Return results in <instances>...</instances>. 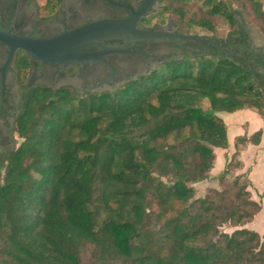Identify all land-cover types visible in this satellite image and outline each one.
Masks as SVG:
<instances>
[{
    "label": "trees",
    "instance_id": "trees-1",
    "mask_svg": "<svg viewBox=\"0 0 264 264\" xmlns=\"http://www.w3.org/2000/svg\"><path fill=\"white\" fill-rule=\"evenodd\" d=\"M230 1L233 11L227 0H164V13L182 35L211 31L254 72L189 42L194 51L112 90L24 95L21 143L0 154V264H264V233L247 228L262 205L248 172L237 173L261 132L237 138L218 188L199 196L195 186L211 180L215 150L229 147L221 114L254 108L264 117V52L248 32L255 25L264 35V0ZM219 17L229 26L223 38ZM30 60L19 50L14 64L24 71Z\"/></svg>",
    "mask_w": 264,
    "mask_h": 264
},
{
    "label": "flooded vegetation",
    "instance_id": "flooded-vegetation-1",
    "mask_svg": "<svg viewBox=\"0 0 264 264\" xmlns=\"http://www.w3.org/2000/svg\"><path fill=\"white\" fill-rule=\"evenodd\" d=\"M145 0H0V21L3 27L10 25L11 32L32 38H50L64 32L73 31L88 23L104 19H125L137 11ZM164 0H158L149 9V14L141 18L137 29L140 31L170 32L180 34L173 26L167 29L170 21L163 23L157 13L164 9ZM210 41L211 39L208 38ZM176 41V42H175ZM193 41L164 39L154 42L134 43L130 41L105 42L107 45L143 46L132 53L107 56L119 75L113 82L126 77V71L147 66L151 61L175 57V50L192 52ZM96 48L87 49L94 52ZM143 51V52H142ZM8 48L0 43V154L14 148L18 136L15 132V121L22 107L24 95L37 87H73L83 93L100 91L97 87L104 85L110 77L105 66L98 62H85L63 67L57 64H46L40 67L39 61L30 60L29 66L22 71L17 69L14 59L9 68L2 72L8 59ZM16 55V54H15ZM27 73V74H26ZM24 75L26 76L25 81ZM78 82L83 90L77 89ZM89 89V87H93ZM96 88V89H95Z\"/></svg>",
    "mask_w": 264,
    "mask_h": 264
},
{
    "label": "water",
    "instance_id": "water-1",
    "mask_svg": "<svg viewBox=\"0 0 264 264\" xmlns=\"http://www.w3.org/2000/svg\"><path fill=\"white\" fill-rule=\"evenodd\" d=\"M158 0H145L137 11L125 19H104L88 23L70 32H64L60 35L50 38H32L22 36L11 32L10 25L3 27L0 21V43L4 44L9 55L2 72L9 68L15 54L23 50L31 60L39 61L40 67L46 64H57L63 67L72 64H83L85 62H98L105 66L110 73V77L104 81L106 84H112L115 75H119L115 67L107 60V56L121 55L132 53L133 49L143 46L132 45H107L105 42L111 41H130L134 43L154 42L158 40H184L193 41L213 46L225 52L231 58L247 64L252 72L253 67L247 60H244L227 50L210 41L208 38L199 35H180L171 34L170 32L157 31H140L137 29L138 22L141 18L149 14V9L157 3ZM230 10L234 7L230 0H227ZM238 22L240 17H236ZM167 29L173 30V22L170 21ZM176 42V41H175ZM96 48L94 52H86L87 49ZM254 49V46L252 47ZM143 52V51H142ZM262 86V84H261ZM263 92L264 88L262 86Z\"/></svg>",
    "mask_w": 264,
    "mask_h": 264
},
{
    "label": "crops",
    "instance_id": "crops-1",
    "mask_svg": "<svg viewBox=\"0 0 264 264\" xmlns=\"http://www.w3.org/2000/svg\"><path fill=\"white\" fill-rule=\"evenodd\" d=\"M254 29L256 31L252 30L251 28L252 31L250 35L252 43H254V49L260 48L264 52V35L260 34L256 27ZM221 117L226 122L228 128L229 147L226 149H216L215 153L218 164L216 166L215 159V165L211 171V188H218V180L214 178H216L225 169L232 155L235 153V143L237 142V138L243 136L250 138L258 132H261L260 142L258 144L249 142L243 147L239 156V159L243 163V168L238 170L237 173L242 174L248 172L247 177L251 181V187L253 182L252 177L258 178L260 182L264 184V117L261 116L259 111L254 108H245L231 114L224 113L221 114ZM259 163L260 167L258 168ZM205 183H208V181L198 183L195 186L198 188ZM251 187L250 191L252 194V199L261 204L260 197L257 195L259 194L260 196L264 197V191L262 193L255 192L251 189ZM252 223L248 225V228L251 230H253L251 226L254 224ZM256 229L259 230L258 233H264V219L263 221H259V224L256 225Z\"/></svg>",
    "mask_w": 264,
    "mask_h": 264
},
{
    "label": "rangeland",
    "instance_id": "rangeland-1",
    "mask_svg": "<svg viewBox=\"0 0 264 264\" xmlns=\"http://www.w3.org/2000/svg\"><path fill=\"white\" fill-rule=\"evenodd\" d=\"M199 4V3H198ZM157 16L159 17H162L164 21H167L169 19V13L166 12L164 13V9L159 11L157 13ZM218 27H217V35L220 37V38H223L225 36V34H227L228 30H229V26H228V23L225 19L219 17L218 18ZM239 23H242V20L239 22ZM255 25H251L248 30V32H250V35H251V31L254 30L256 31L254 28ZM252 28V30H251ZM257 28V27H256ZM258 31V30H257ZM189 34H193V35H199V36H203V37H210L211 36V31L205 29V28H201V27H198V26H193L191 29H190V33ZM251 37V36H250ZM254 43H252L253 45ZM254 46V45H253ZM255 48V47H254ZM182 54V51H177L175 50V55L176 57H179L180 55ZM163 59H166L163 58ZM162 62V59L158 60V61H151L148 63L147 66H140L139 68H136L134 71H130V70H127L126 71V77H124L123 79H118L116 81V83H112V84H106L104 83L103 86L101 87H97V90H100V91H107V90H112L120 85H122L125 81H127L129 78L133 77V76H136V75H139L143 72H145L146 70L148 69H153L154 67H156L157 65H159L160 63ZM77 89L78 90H83L85 88L82 87V83L81 82H78L77 84ZM93 89V87H89V89ZM96 89V88H95ZM201 107L204 109V110H208L210 108V104L208 102V100H203L201 102ZM223 119V118H222ZM224 120V119H223ZM226 123V122H225ZM21 143V139H17V144L14 146V148ZM216 152V150H215ZM219 158V157H218ZM218 160L216 159V166L218 164L217 162ZM259 161V160H258ZM260 167V163L258 165V168ZM252 187L251 189L254 190L255 192H259V193H262L264 191V184L262 182H260V180L256 177H252ZM204 182V181H203ZM201 183V182H200ZM207 188H211V180H208V183H205L201 186L198 187V195H203V193L206 192V189ZM260 197V202H261V205H262V210L261 212L257 215V217L255 218L254 220V224L251 226V228L256 231V232H259V230L256 229V225L259 224V221H263L264 219V197L263 196H260L259 194L257 195ZM254 200V199H253ZM255 201V200H254ZM247 228H248V225H247ZM234 230H236V228H232L230 227L229 225H225L222 227V231L224 232H227V233H232Z\"/></svg>",
    "mask_w": 264,
    "mask_h": 264
}]
</instances>
